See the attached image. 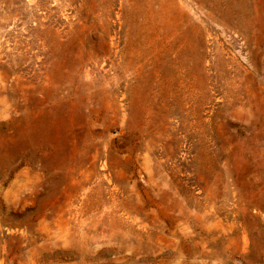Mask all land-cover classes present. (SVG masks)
<instances>
[{
    "label": "rangeland",
    "instance_id": "rangeland-1",
    "mask_svg": "<svg viewBox=\"0 0 264 264\" xmlns=\"http://www.w3.org/2000/svg\"><path fill=\"white\" fill-rule=\"evenodd\" d=\"M0 264H264V0H0Z\"/></svg>",
    "mask_w": 264,
    "mask_h": 264
}]
</instances>
